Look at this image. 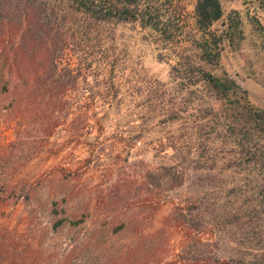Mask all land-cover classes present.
<instances>
[{
  "label": "rangeland",
  "instance_id": "374dc122",
  "mask_svg": "<svg viewBox=\"0 0 264 264\" xmlns=\"http://www.w3.org/2000/svg\"><path fill=\"white\" fill-rule=\"evenodd\" d=\"M175 1L162 10L175 24L171 38L137 22L94 31V47L86 50V80L77 91L62 92L70 104L55 114L61 122L49 137L39 99L20 96L22 88L19 94L12 91L19 78L10 76L0 47L3 264H12L14 253L30 264H184L197 254V245L184 251V234L172 226L175 203H186L188 224L203 216L220 221L222 256L244 251L252 259L263 247L264 220L244 209L255 205L264 181L253 177L249 183L233 148L237 135L226 131L227 125L245 123L230 108L236 97L218 99L202 81L182 80L178 63L185 57L217 75H230L254 107L264 109V19H251L253 6L244 0H222L224 16L215 28L235 24L220 63L206 64L191 40L196 0ZM71 55L64 52L58 74L77 64ZM93 95L88 126L81 105ZM79 112L81 130L74 138L69 123ZM255 141L264 145L258 136Z\"/></svg>",
  "mask_w": 264,
  "mask_h": 264
},
{
  "label": "trees",
  "instance_id": "16d2710c",
  "mask_svg": "<svg viewBox=\"0 0 264 264\" xmlns=\"http://www.w3.org/2000/svg\"><path fill=\"white\" fill-rule=\"evenodd\" d=\"M244 3L253 6L254 14L251 19L261 23V19H264V0H244ZM175 4V0H0V47L5 54V61L8 62L10 76L19 78L17 83H12V91L18 93L22 88L20 96L30 93L35 99H39L44 119L43 130L49 137L61 122L55 114L63 112L67 104H70L71 99L61 95L62 92L67 88L77 91L82 79L86 80L84 66L89 59L86 57V50L94 47V31L109 23L137 22L143 28H150L163 37L171 38L169 33L173 31L175 24L162 10L164 6ZM223 16L222 0H196L192 28L195 33L191 40L198 51L199 60L203 63L217 65L221 61L225 38H230L231 26L235 24L233 22V25L230 23L226 26L223 23L220 28H215V24ZM67 50L72 52L71 56H74L77 64L58 74L59 60ZM191 62L181 57L178 65L183 74L178 76H181L182 80L188 78L193 85L202 81L218 99L236 97L230 108H234L235 114L238 115L239 112V115H243L245 123L237 128L231 124L227 125L226 131L231 129L237 135L233 148L241 155L240 161L246 166L244 172L249 183L256 178L264 181V145L254 142L255 136L264 139V109L254 107L248 99L247 90L230 75H217L197 62ZM196 70L197 74H194ZM193 74L197 78L194 79ZM241 92L245 95L241 96ZM72 99L76 101L78 97L74 96ZM93 101L94 95L87 105H81L87 110L85 113L88 114V126L91 125ZM77 102L79 101H76L75 107H79ZM80 114L77 113L79 116L69 123V131L74 138L81 130L77 124ZM95 122L100 123V118L96 117ZM172 148L178 150L176 144H173ZM237 164L240 165V162L235 163L234 168ZM148 173L151 175L152 171ZM253 177L255 179H252ZM249 183L245 185L246 192H249ZM258 188L259 192L252 200L256 201L255 205H250L244 210L245 213L253 215L252 218L262 217L264 220V183ZM186 206V203H175L171 210L175 221L172 226L182 230L184 234V251L193 248V244L197 245V254L188 256L184 264H264L263 244L259 245L263 247L253 253L252 259L247 257L244 251L238 256L231 253L222 256L221 251L226 248L218 247L221 237H217L216 232L220 221L215 219L209 222L206 216H203L195 225L188 224L187 214L184 213L188 212ZM238 212L241 214L242 210L238 209ZM233 217L237 221L241 219V216ZM225 222L227 223V217ZM230 242L228 237V243ZM2 249L0 264L5 263V251L2 252ZM12 256V264L32 263V260H26L22 254L14 253ZM84 264L99 263L88 261Z\"/></svg>",
  "mask_w": 264,
  "mask_h": 264
}]
</instances>
